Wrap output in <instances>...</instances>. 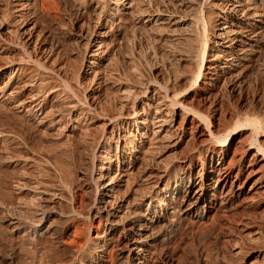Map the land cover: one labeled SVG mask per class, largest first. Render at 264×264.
Listing matches in <instances>:
<instances>
[{"label":"bare ground","instance_id":"1","mask_svg":"<svg viewBox=\"0 0 264 264\" xmlns=\"http://www.w3.org/2000/svg\"><path fill=\"white\" fill-rule=\"evenodd\" d=\"M208 2L207 16L212 26L209 51L207 42L202 41V38H205L202 37V30H199L203 20L201 14H204L200 13V10L206 4L200 0H93L99 31L90 34L89 38L84 34L80 36L81 40L85 41L86 53L93 60L92 69L96 67L98 72L102 73L105 67L108 68L111 61L108 59L110 54L107 45L109 32L116 29L114 25L117 26L122 21H129L134 27L139 25V29L142 27L162 37L168 36L172 43L192 40L195 42L191 49L192 58L185 57L180 61L189 63L202 59L197 74L193 76L197 84L193 93L178 92V82L186 78L182 72L183 75L177 79H168L164 83L155 80L139 83L136 80L138 84H129L125 80L119 82L118 77H115L117 83L112 86L118 95L115 102L111 103H116L117 113L115 112V116L114 111L110 113L113 117L109 123L105 117L104 119L95 116V101L88 97L87 101H80L70 93L51 86L50 74L55 72L58 64L52 65L51 57L42 55L44 52L40 53L41 48L38 42L33 41L32 34L27 31L20 33L19 39L18 36L15 37L17 42L8 41L0 34V104H6L11 109L24 113V116L37 126H50L58 128V131L65 121L84 126L93 124L96 119L105 120L102 125V139L93 157L94 163L99 162L95 172L97 178L93 183L96 184V195L93 193L95 198L87 213L77 209L79 206H75L76 200L74 197L68 199L66 190H45L38 195L36 193L35 197L33 195L34 202L31 200L30 203L17 205V212L22 215L21 218L14 216L9 220L11 232L19 234L24 231V235L33 237H56L55 235L60 234V229H53V222H50L51 225L47 224L45 230L43 226L54 216L53 210L56 211V205L61 203L58 201H65L66 204H71V212L58 211L62 212L59 219L64 220L65 226L72 223L76 217L84 218L90 226H94L95 219L100 217L101 213L106 215L104 227L90 239V251H83L80 264H123L126 251L141 264H149L151 257L157 254L160 242L163 247L164 242L168 240L172 245L178 243L177 235L168 239L165 236L167 231L164 234L166 238L155 233V227L159 223L164 222V226L171 232L188 231L192 242H203L202 246L206 251H209L212 245L210 236L216 238L222 227L242 226L243 229H250L252 225L247 222L248 219L247 223H244L240 221V216L243 209L259 210L263 204L260 200L264 197V138L247 144L243 150L235 146L238 132L230 129L234 114L220 110L223 99L215 92L219 85L230 89L242 74V68L259 49H262L261 42L256 37V30L264 25V8L259 5L258 0ZM210 23L208 22L209 26ZM181 51L179 50L180 53ZM184 51L182 55L185 54ZM16 54L20 56L18 59L13 57ZM105 63L107 64L103 68ZM98 72L96 71L95 75ZM6 77L7 80L3 82ZM134 78L131 79L132 83ZM143 98H147V101L144 102L143 113H140L136 109ZM103 110L102 108L99 113ZM238 125L240 124L235 125L236 129ZM247 126L253 131L257 130L258 122L251 119ZM245 130H248V127L240 131ZM254 150L255 153H252ZM69 170H65L66 174ZM71 172L72 170L70 174ZM23 178L26 179V174L22 175L18 182L22 183ZM80 180L81 178H78L79 182ZM78 181H72L71 185L79 187ZM61 204L59 206L63 208ZM70 204L66 207H70ZM102 222L100 220V226ZM119 226L122 231L120 237L116 238L115 232ZM254 227V231L249 232L253 234L250 239L252 243L258 244V258L261 261L256 259L257 261L251 263L264 264V223ZM237 250V254L242 252L241 249Z\"/></svg>","mask_w":264,"mask_h":264},{"label":"rangeland","instance_id":"2","mask_svg":"<svg viewBox=\"0 0 264 264\" xmlns=\"http://www.w3.org/2000/svg\"><path fill=\"white\" fill-rule=\"evenodd\" d=\"M204 1L200 0L201 3L206 4H204L205 6L202 4L203 8L200 10V13L204 12V14H201L204 21H201L199 30L200 32L202 30V37H205L202 38V41L203 43L207 42L209 51L211 45L210 30L212 26L207 16L208 9L206 8L209 0ZM92 2L93 0H0V34L4 39L8 41L14 40V42L18 41L20 33L27 31L28 34H32L34 37L33 41L38 42L41 48L40 53L44 52L42 55L51 57L52 65L56 66L58 64L57 68L55 67V72L51 73L53 75L50 74V78H52L50 80L51 86L70 93V95L75 96L80 101H87V97L93 102L95 101L97 106V111L94 112L97 114L95 116L105 117L108 123L117 113L116 103H111L112 101L115 102V97L118 95L112 86L114 83H117V77L119 82H124L123 80H125L129 84H138V82L142 81L147 83L154 80L164 83L168 79H177L183 73L187 79L185 78L183 81L178 82V85H180L178 86V92L184 93L190 91L193 93L197 89L193 76L197 74V68H200L202 59H198L196 62L189 61V63L180 61L181 58H192L191 49L195 42L183 40L184 42L172 43L168 36L162 37L149 32V30L147 31V29L144 30L142 27L139 29V25L134 27V24L129 21H124L125 24L123 21L120 24L118 23L121 27L114 25L116 29L110 31L111 33L109 32L107 45L109 46L108 53L110 54L108 59L111 61H109L108 68L105 67L107 63L103 65V68H105H102L103 72L107 73L98 72L99 70L96 67L92 69L91 61L93 60L86 53L84 47L85 41L81 40L80 37L84 34L86 38H89L93 32L99 31L97 25L98 17L96 18L95 14L97 12H95ZM258 3L264 8V0H258ZM190 14L189 12L188 15ZM114 27L112 26V28ZM204 31L206 32L205 36ZM256 34L257 39L261 42L262 49H259L258 53L242 68V74H240L238 80L230 89H224L222 85H219L215 92L216 95H219L220 99H223L220 110L222 112L231 111L230 113L234 114V120L231 123L230 129L238 132L236 133L234 145L236 144L235 146L241 150L247 144H252L253 141L264 138V25L256 30ZM153 37L156 39L154 40ZM168 43H170V47L167 45ZM160 46L162 47L161 49ZM178 48L180 51L183 48L181 53L185 49L184 53L187 54L182 55L179 50H176ZM31 51H33V48ZM188 52L191 53L188 54ZM123 56L125 57L123 58ZM13 57L18 59L20 56L16 54ZM178 57H180L179 61ZM126 59L127 62H125ZM184 63L185 65H182ZM96 71L98 73L95 75ZM173 71H178V73H174ZM186 74L189 75L187 76ZM136 76L137 78H134ZM132 77L134 78L132 80L133 83L131 82ZM139 77L143 79H140V81ZM113 78L115 79L112 80ZM6 80L7 77L3 82ZM143 99V101L138 103L137 112L143 113L144 102L147 101V98ZM102 108L104 110L100 114L99 112L102 111ZM62 111L66 112L65 109H62ZM113 111L114 115L111 114L113 115L111 116L110 113ZM104 119H96L93 124L84 126H77L72 121L70 123L65 121L62 128L58 131V128L55 129L50 126H37L29 118L25 117L24 113H19L6 104H0V264H80L81 256L85 252L90 251V239L94 238L97 235V231L103 228L106 223L105 213H101V216L95 219V227L90 226L86 219L83 220L84 218L80 217L74 218V223L72 222L65 226L64 220L59 219V214H62V212L67 213V210L70 213L71 204L68 202L70 207H66V205H69L68 203L58 201L63 204V208L59 206L61 203L57 204L56 211L55 209L53 210L54 216L43 226V230H45L48 225H51L50 222H53L52 225H55L53 229H60V234L52 238L28 236L24 235V231L14 234L11 232L12 227L9 225V220L14 216H20L21 218L22 214L17 212L16 208L19 203H30L33 200V195L35 197L36 193L38 195L45 190H66L68 199L74 197V200H76L75 206H79L77 209L84 214L87 213L96 195L94 187L96 184L93 183H95L97 178L95 172L99 162L94 163L93 157L97 153L96 147L99 146L98 143L102 139ZM251 119L257 120V130L253 131L247 126ZM237 124L240 125L236 129L235 125L237 126ZM80 126H83L84 129L83 127L80 128ZM247 127L249 131H240ZM85 129H88V131ZM97 140L99 141L97 142ZM114 151H116L115 145ZM252 153H255V150ZM67 169H71L72 174H70L71 170L66 174L65 170L67 171ZM24 173L26 174V179L23 178L21 180L22 183H19L18 180L21 179L22 175H25ZM72 175L76 178L75 180ZM78 178H81L82 181L80 180L79 182ZM69 179L72 180L70 181ZM72 181L73 183L78 181L79 187H74V184L71 185ZM21 187L24 188L22 189ZM18 190H21V192H18ZM260 203L263 204L259 210L245 208L241 212V218L239 217L240 221L244 223L248 222L252 225L249 227L250 229H243L244 227L242 226L222 227L223 229L219 230V235L216 238L210 236L211 239L209 241L212 242V245L209 251H206L202 246L204 245L203 242L196 241L193 243L188 231L171 232L167 230L166 225L164 226V222L157 224L154 230L157 235L164 236L165 231H167L165 236L170 239L177 235L178 243H173L172 245V243H168L170 241L168 240L164 242L165 247H163V243L160 242V244L158 242V251L156 253L159 254H156V257H151L149 264H252L257 260L261 261L258 258L260 248L254 242L253 245L250 239L253 238V234H249V232H253L256 228L254 226L264 223V197L260 200ZM100 205L101 207H105L104 204ZM106 205L108 204L106 203ZM61 210L63 211L58 212ZM100 220L103 221L102 226L99 224ZM121 231L122 228L119 226L115 232L116 238L120 237ZM165 236L163 238H166ZM206 236H209V234H206ZM237 248L241 249L242 252L237 254ZM74 251L77 252L75 253ZM164 251L167 254L166 256L164 255ZM129 254V251H126V259H123L125 261H123V264H141L140 261L134 260ZM205 257L209 260H205Z\"/></svg>","mask_w":264,"mask_h":264}]
</instances>
